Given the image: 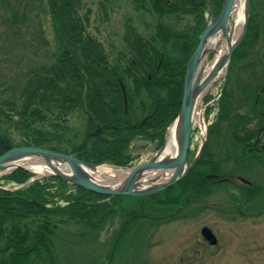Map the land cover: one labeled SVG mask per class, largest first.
I'll use <instances>...</instances> for the list:
<instances>
[{"label": "trees", "instance_id": "16d2710c", "mask_svg": "<svg viewBox=\"0 0 264 264\" xmlns=\"http://www.w3.org/2000/svg\"><path fill=\"white\" fill-rule=\"evenodd\" d=\"M77 1L44 0L46 15L60 49L59 56H54L49 65L39 68L41 72L29 75L20 89L17 108L7 106V110L0 112V115L14 111L13 116L25 117L23 122L27 125L24 124L22 128L27 129L31 121L42 118L39 107L55 116L58 123H66L68 119L63 117L73 112L83 117V123L78 120L82 123V129L79 131L75 128V134L65 137L63 128L51 131L34 128L30 130L31 136L27 135L20 146H13L7 139L0 137V155L14 147H33L71 156L94 166L109 164L115 168H126L133 160L130 154L131 141L138 139L143 143L154 144V150L159 149L166 129L176 118L185 63L207 22L206 9L202 0H126L136 16L125 20L120 38L124 54L120 56L121 60L111 63L101 44L86 34L80 20L72 16ZM118 1L99 0L98 6L100 11L105 12L107 7L110 11ZM208 2L216 14L221 0ZM261 2L264 6V0ZM255 4L256 0H249L245 34L232 52L229 64L235 61L240 47L256 40L260 22L256 20ZM186 12L194 14L193 26L184 34L173 32L166 19H176L180 13ZM174 14L176 16L173 17ZM145 16L150 23L145 22ZM136 22L146 31L145 36L138 34ZM259 76L264 81V71ZM118 81L125 93V113ZM263 86L264 82L257 87L252 103L255 94ZM224 90L225 86L217 98L222 119L227 118L224 113L227 105L224 102ZM242 92L245 96L248 94L245 89ZM263 97L264 94L258 97L256 107L264 101ZM260 107H264V102ZM144 118L147 120L139 126ZM94 123L99 127V134L91 137L89 135L95 129ZM215 123L206 129L205 144L194 166L178 183L160 193L158 198L161 196L162 199L154 201L162 204L161 208L200 199L203 164L213 166L207 142ZM207 172L211 174L214 170L210 168ZM31 177L30 173L21 169L13 170L3 177L4 182H13L14 186L22 188L16 191L0 188V264H52L50 244L53 241L45 239V244L38 236L40 230L46 232L45 237L53 235L52 229H56L59 217H66L70 221L76 218L89 229H100L108 216L114 214L112 205H119L120 199L124 205V209H121L128 222L127 228L137 219H156L150 213L151 209L143 210V207H149L146 203H141L142 207L136 202V205L129 207L123 201L127 197L97 196L56 177L34 180L24 186ZM211 177L215 178L214 175ZM177 187L180 188L176 192L178 195H175L171 188ZM187 189L196 194L184 197ZM153 198L127 199L140 202ZM48 202L54 204L46 207Z\"/></svg>", "mask_w": 264, "mask_h": 264}, {"label": "rangeland", "instance_id": "374dc122", "mask_svg": "<svg viewBox=\"0 0 264 264\" xmlns=\"http://www.w3.org/2000/svg\"><path fill=\"white\" fill-rule=\"evenodd\" d=\"M261 1L256 0L255 4L256 20L258 23L260 22L255 44L249 45L246 42L240 47L241 49L239 48L235 61L227 65L226 72H223L224 75L218 77L216 82H212L202 100V106H204L205 102L215 98L223 80L224 102L227 104L224 107V113L227 118H220L219 110L221 109L218 105L220 94L218 99L204 110L202 117L205 124L202 120L203 128L194 124L190 134L189 144L190 148H194L195 154L203 131L205 132L207 127L216 121L213 131L209 134L208 152L213 159V166L217 160L226 157L222 164L225 169L229 168V170L237 163L248 167L250 162L248 157L251 153L246 145L239 146V143L235 142L237 137L233 133L237 130L238 125L241 126L239 129L242 131L251 128L252 121L249 110L252 97L257 87L264 82L259 76L264 71V6ZM98 2L99 0L77 1L76 6H73L72 16L80 20L85 33L101 44L107 60L114 63L121 60L120 56L124 54L120 40L124 22L127 18L132 19L136 15H133L126 0H119L116 6H113L114 8L109 11L110 8L107 7L105 12L100 11ZM190 13L172 15L176 16V19H172V17L166 19L167 25L173 32H179V34L189 32L190 27L194 24V14ZM46 14L44 0H0V112L2 113L7 110V106L12 109L17 108L19 92L27 81L26 78L34 72H41L39 68L49 65L53 62L54 56H59L60 49ZM147 16L150 17V15ZM148 17L144 18L146 23H150ZM234 20L235 12L230 16L227 32L232 29ZM172 23L173 26H171ZM135 26L138 34L145 36L146 31L140 23L136 22ZM223 42V38H221L220 43ZM214 49L208 51L204 56L200 62L202 65L211 61ZM244 89L248 96L243 94L242 90ZM255 98L256 94L254 100ZM256 104L253 101L251 108H260L261 104L259 107H256ZM39 109L43 113L42 118L31 121L27 129L22 128L26 124L23 122L25 117L13 116L12 112L14 111L8 112L10 114L0 115V137L7 139L13 146H20L27 135L31 136L30 130L34 128L46 131L63 128L66 133L65 137L75 134V128L79 131L82 129L80 126L84 119L78 113L68 112L63 117L68 119L67 122L58 123L55 116L46 113L44 108L39 107ZM218 117L221 120H217ZM24 133L26 135L23 136ZM131 142L130 154L133 160L129 166L145 163L153 156L154 144L143 143L138 139ZM36 162L35 160L30 161L32 165ZM94 171H100L108 177L114 176L113 178L118 172V174L126 173L125 168H115L109 164L96 166ZM6 175L4 172L0 174V186L13 190L15 188L13 182L6 181L10 183L8 184L3 181V177ZM32 176H35L36 180L50 178L46 174L39 176L33 174ZM178 188L180 187L174 189V194L179 190ZM214 188V185L209 184L207 191ZM16 190L18 188L13 191ZM194 194H192V190L187 191L184 197L194 196ZM159 195L160 193L153 195L154 198L150 201L140 200V202L137 199L123 198L124 203H128L129 207L136 205V202L142 207L141 203L144 205L146 203L149 207L145 209L143 207V210L151 209L150 213L156 218L155 220L137 219L132 221L130 227L127 228L126 218L124 213L122 215L121 209L124 205L121 204L122 199H120L118 200L119 205H112L115 212L108 216L107 222L102 224L100 229H89L76 218L70 221L66 217H59L57 221L60 220V222L55 224L56 229H52L53 235L45 237L47 236L46 232L43 230L42 233L40 230L38 236L41 234L42 238L53 241L50 244L53 251L52 264H189L186 257H192V254H196L197 257L195 264H233L237 260L241 261V264H258L256 259L255 261L251 259L252 252H258V246L263 248L264 244H255V246L249 244L250 247H248V243L243 239H240L241 242L238 244H235V240L229 239L233 235L231 230L232 228L235 230V226H237V230H235L237 233L243 235L244 231L246 234L248 229L246 224L248 223L239 225L230 222L228 223L229 227L228 225L218 226L215 213L200 211L199 207L194 206L197 204L195 201L180 202L174 206L171 204L170 208H161L162 204L154 202L162 199L161 196L158 198ZM174 197L176 198V196ZM215 200L216 196H212L208 199V203L215 202ZM53 204L48 202L45 205L50 207ZM53 221L56 223V219ZM202 226L210 228L214 235L221 237L220 249L202 250L201 244L198 243L200 241L198 232ZM190 247L195 252H190ZM179 257L180 259L177 261Z\"/></svg>", "mask_w": 264, "mask_h": 264}, {"label": "water", "instance_id": "95a60500", "mask_svg": "<svg viewBox=\"0 0 264 264\" xmlns=\"http://www.w3.org/2000/svg\"><path fill=\"white\" fill-rule=\"evenodd\" d=\"M202 1L207 13V22L198 37L195 48L193 49L192 53L185 63L184 75L182 80V93L178 114L174 121L171 123L161 147L154 152L153 156L147 162L136 166H131L126 170V175L121 181V184H119L118 186H110L107 184L102 185L93 182L91 178L82 170L86 169L87 171L93 172L96 167L94 165L82 163L71 156H67L61 153H55L44 149L33 147H15L0 155V174L3 172L8 174L16 169H21L30 174H35L33 171L21 165H14L13 167L7 166V164H18L20 163L19 161L23 159L35 158L36 160H38L40 166L45 167L49 171L46 176L56 177L68 185L77 187L94 195L107 198L149 197L162 192L163 190L171 187L172 185L179 182L182 178H184V176L199 158L202 147L205 143V137L203 135L201 137V142L195 156L190 162H188L186 153L189 147V138L192 130L191 114L193 109V101L195 97H197V95H199V93L203 91L204 87L215 78L219 70L224 69V72H226L230 56L239 45L244 34L249 11V0H241V25L235 38L233 37L232 29H229V31L227 32L226 28L228 20L230 19V16L235 8L236 0H221L220 9L216 14H214L212 6L209 4L208 0ZM215 35H219L221 38H223L225 52L223 53V56L218 61H216L207 77L200 81L199 76L196 75L195 77V74L201 60L206 55V51H204L203 47L205 46L208 39L212 38ZM223 85L224 84L222 80L219 91L212 101L216 100V98L219 97L223 89ZM119 87L121 91L123 113H125V93L120 83ZM263 92L264 87L260 89L256 97H258ZM211 102L205 104L204 106H201L202 113L205 107ZM146 120L147 118H144L140 122L139 126H141ZM95 126V130L89 136L94 137L98 135L99 128L97 124H95ZM172 126H175V139L177 144L175 155L165 157L161 160H156V157L163 150ZM199 127L203 128L202 120ZM54 166H62L63 172L59 169H56ZM6 167L9 168L6 169ZM145 172H158L159 174L170 173V175L163 182L158 183V181L155 180L150 182L152 185L149 187L138 188L137 181ZM201 235L208 241L209 245L215 244L213 236L207 229L203 228L201 230ZM39 237L42 238V235L39 234Z\"/></svg>", "mask_w": 264, "mask_h": 264}, {"label": "flooded vegetation", "instance_id": "af4514ba", "mask_svg": "<svg viewBox=\"0 0 264 264\" xmlns=\"http://www.w3.org/2000/svg\"><path fill=\"white\" fill-rule=\"evenodd\" d=\"M249 113L252 121L251 128L242 131L239 129L241 126L238 125L237 130L233 133L237 137L235 142L239 143V146L241 144L246 145L249 153H251L248 157L250 161L248 167L237 163L230 170L229 168L225 169L222 163L225 162L226 157L217 160L215 167H209L206 163L203 164V187L200 189V199L196 200L197 204L194 205L199 207L202 212L211 211L215 213L218 226L228 225L229 227L228 223L230 222L239 225L248 223L246 224L248 226L246 234L244 231L243 235L237 233L235 231L237 226H235V230L233 228L231 230L233 235L229 237V239L235 240V244L240 243V239H243L248 243V247H250L249 244L254 246L255 244H264V107L250 108ZM194 155V148L189 147L187 151L189 161L193 159ZM210 168L214 172L208 174L207 171ZM212 175L215 178L211 177ZM209 184L214 185L215 188L208 192L207 187ZM174 189L171 188L172 192H174ZM187 191L191 190L187 189ZM212 196H216L215 202L208 203V199ZM127 223L126 220V225ZM203 228L207 229L213 236L214 245H209L208 241L201 235ZM198 233L200 238L198 243L201 244L203 251L209 248L220 249L221 237L214 235L210 228L202 226ZM258 248V252H252L251 259L254 261L256 259L258 264H264V247ZM190 252H195L192 247H190ZM179 259L180 257L177 261ZM196 259V254H192V257H186L189 264H195ZM241 263L237 260L233 264Z\"/></svg>", "mask_w": 264, "mask_h": 264}, {"label": "bare ground", "instance_id": "6f19581e", "mask_svg": "<svg viewBox=\"0 0 264 264\" xmlns=\"http://www.w3.org/2000/svg\"><path fill=\"white\" fill-rule=\"evenodd\" d=\"M241 3H242L241 0L235 1V8L233 10V12H235V20H234L233 26H232L233 37L238 34V31H239L240 25H241V11H240V4ZM220 40H221V37L219 35H215L212 38L208 39L205 46L203 47L204 51H206V54L211 49H213V48H215V49H214V56L212 57L211 61L206 63L205 65H202L200 63V65L196 71L195 77H196V75H198L200 81H202L205 77H207V75L212 70L216 61H218L223 56V53L225 52V45H224V43H220ZM219 43H220V45L218 46ZM223 72H224V69L219 70V72H217L215 78L204 87L203 91H201L199 93V95H197V97H195V99L193 101V109H192V114H191L192 125L196 124V125L200 126L202 116H203V113L201 111L203 97H204L205 93L208 91V89L210 88L212 82L215 81L218 77L220 78V76L223 75ZM176 150H177V144H176V139H175V126H172V128L170 130V134H169L168 138L166 139L163 150L156 157V160H161L165 157L174 156ZM32 160H35L37 162L32 165L30 163V161H32ZM19 162L20 163H18V164H14V163L13 164H7V166L13 167L14 165H21V166L33 171L38 176L42 175V174L49 173V171L45 167L39 165L38 160H36L35 158L23 159ZM54 167L63 172L62 166H60V167L54 166ZM7 168H9V167H6V169ZM82 170L91 178V180L93 182H96V183L102 184V185L109 184L110 186L111 185L118 186L119 184H121V181L123 180L124 176L126 175V173L118 174L119 173L118 172L115 175V178L118 177V179H115V178H113L114 176L113 177L112 176H109V177L105 176L100 171L90 172V171H87L86 169H82ZM169 175H170V173L159 174L158 172L157 173L156 172H145L144 174H142L140 176L139 180L137 181V184H138L137 187L138 188L149 187L152 185L150 182L155 181V180H157L158 183L163 182L169 177Z\"/></svg>", "mask_w": 264, "mask_h": 264}]
</instances>
